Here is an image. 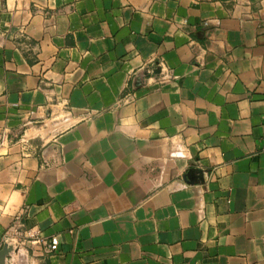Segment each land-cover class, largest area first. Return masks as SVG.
<instances>
[{
	"label": "crops",
	"instance_id": "crops-1",
	"mask_svg": "<svg viewBox=\"0 0 264 264\" xmlns=\"http://www.w3.org/2000/svg\"><path fill=\"white\" fill-rule=\"evenodd\" d=\"M5 242L8 264H264V0H0Z\"/></svg>",
	"mask_w": 264,
	"mask_h": 264
},
{
	"label": "water",
	"instance_id": "water-1",
	"mask_svg": "<svg viewBox=\"0 0 264 264\" xmlns=\"http://www.w3.org/2000/svg\"><path fill=\"white\" fill-rule=\"evenodd\" d=\"M147 69H145L146 71ZM161 72V68H158L155 70L156 74H159ZM197 171L201 172V169L197 168H192L190 169L187 173L184 174V177L186 179L190 178L194 173ZM13 252L17 253L18 248L15 247L12 243L5 242L3 247L0 249V264H8L7 263V258L13 254Z\"/></svg>",
	"mask_w": 264,
	"mask_h": 264
},
{
	"label": "built area",
	"instance_id": "built-area-1",
	"mask_svg": "<svg viewBox=\"0 0 264 264\" xmlns=\"http://www.w3.org/2000/svg\"><path fill=\"white\" fill-rule=\"evenodd\" d=\"M149 73H152L151 69L148 70ZM58 247V239L56 237L52 238L51 244H50V249L52 251L56 250Z\"/></svg>",
	"mask_w": 264,
	"mask_h": 264
}]
</instances>
